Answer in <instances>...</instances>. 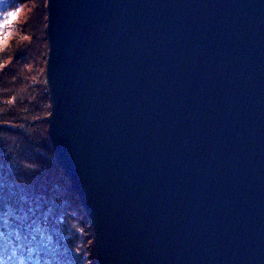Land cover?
<instances>
[{"label": "water", "instance_id": "95a60500", "mask_svg": "<svg viewBox=\"0 0 264 264\" xmlns=\"http://www.w3.org/2000/svg\"><path fill=\"white\" fill-rule=\"evenodd\" d=\"M47 131L96 264H264V0H46Z\"/></svg>", "mask_w": 264, "mask_h": 264}, {"label": "trees", "instance_id": "16d2710c", "mask_svg": "<svg viewBox=\"0 0 264 264\" xmlns=\"http://www.w3.org/2000/svg\"><path fill=\"white\" fill-rule=\"evenodd\" d=\"M40 3L37 17L29 22L30 28L33 29V40L29 43L21 41L16 43L18 45L11 46L6 57L0 54V236L4 235L6 241L10 240L6 232L20 230V226L24 229L28 224L33 225L46 203L55 202L58 205L63 202L62 205H53L52 208L53 213H58L57 207L62 211L60 216H66L64 224L57 222L60 224L55 233L61 236L59 240H62V247L65 249L62 256L65 258L57 256L55 252L53 256L56 255L60 264H78L75 260L80 259L79 253L83 251L81 245L85 246V243L89 250L87 256L92 261L95 260L90 228L76 194L69 188V181L56 164L55 152L49 141L47 115L50 101L45 76L37 75L36 72L32 74L27 68L29 61L26 54L32 59H42L43 62L46 59L47 39L43 36L46 2L40 0ZM1 4L9 5V2L4 0ZM39 32H42V37L38 45L36 38ZM8 56L11 60L5 63ZM58 185L62 186V190L64 188L63 192L57 188ZM64 198H67L65 204ZM27 213L28 216L25 215ZM24 216L27 218H22ZM48 216L51 217V214ZM65 231L73 233L70 236ZM79 232L85 239L84 244L78 243L81 240H77ZM10 237L15 236L13 234ZM13 240L18 251L20 249L28 259L33 258L30 253L24 252L26 248L21 245L20 237L16 235ZM24 243L27 245L25 240ZM20 246L23 249L19 248ZM31 247L37 249L32 244ZM71 249L72 251H69ZM38 250L39 254L41 251L44 253L39 256H49L50 252L45 247L41 246ZM5 256L8 257L6 254ZM70 260L73 263L69 262ZM0 264L19 263L14 258L0 255Z\"/></svg>", "mask_w": 264, "mask_h": 264}, {"label": "rangeland", "instance_id": "374dc122", "mask_svg": "<svg viewBox=\"0 0 264 264\" xmlns=\"http://www.w3.org/2000/svg\"><path fill=\"white\" fill-rule=\"evenodd\" d=\"M2 1L4 0H0V54H3L2 56L6 57L11 49V46L18 45L16 43H19L21 41H26L29 43L30 40H33L31 36V34L33 33L32 32L33 29L30 28L29 22L30 20L34 19L35 16L37 17L38 10L40 7L39 4L41 3H40V0H8L9 5L4 4L5 6L4 5L2 6L1 4ZM12 13H15L14 18L10 15ZM43 36H45V39H46L45 28H44ZM37 37L38 38H36V41H38V45H39V39L40 37H42V32L37 33ZM26 55H27L26 58L29 61V64H27V68L29 69V71L32 72V74H35L36 72L37 75L42 74L43 76H45L46 59L43 62L42 59L36 60V59H32L28 54ZM46 55H47V51H46ZM10 60H11V57L8 56L7 59L5 60V63H8ZM49 112H50V106H49ZM57 188L59 190H62V186L60 185H58ZM63 191H64V188L62 192ZM66 200L67 198H64V204ZM62 204L63 202H60L58 205L55 202L46 203L45 205L46 207H44L43 210L38 214V216H36V220L34 221L33 225L28 224L26 227H24V229H22L23 227L20 226V230L15 229L13 231L11 230L9 232H6L7 234L6 236L9 235L10 240L8 239V241H6V237L4 235H1L0 237L2 238L0 240V250L2 254L0 255L5 258H8V257L11 259L14 258V260H16L19 264H53V263L60 264L56 260L57 259L56 255L53 256V252H55L57 256L59 255V257L60 256L63 257L64 255L62 256V254L65 252V249L62 247L63 245L62 240H59L61 237L59 236L60 234L55 235V233H57L56 230L59 229L58 225L60 224V223L57 224V222H61V224H64V219L66 218V216L64 217L60 216V214H62V211L58 209L57 207L56 209L58 210V213L56 214L53 213L52 206L53 205L59 206ZM48 214H51V217H49ZM25 215L28 216V213ZM22 218H27V217L24 216ZM87 222H88V218H87ZM88 227H89V222H88ZM89 231L91 233L90 239L92 240L91 229ZM65 232L68 233L70 236L73 233V231H70V232L65 231ZM13 234L15 237L11 238L10 236H13ZM16 235L21 238V243H22L21 245L24 246L23 248H26V250L24 249V252L30 253L33 256L32 258L33 260L31 258L28 259L27 257H25L20 249L19 251L17 250L15 240H13L14 238H16ZM24 240L27 242V245L24 243ZM77 240L78 241L80 240L78 243L82 242V244H84L83 241H85V239L84 237H82L81 232H79V237ZM87 241L89 242V240ZM6 243L11 244V246L8 247ZM31 244L33 246H36L37 249H32ZM41 246L48 249V251L50 252L49 256H42V257L39 256V255H44L42 251L39 254L40 250L38 249ZM52 246H54V248ZM81 247L83 248L82 253H79V251L76 249L78 253L80 254L79 255L80 259L78 261L75 260V262L78 264L79 263L96 264L95 260L92 261V259H89V257L87 256L88 249H87L86 243H85V246L81 245ZM19 248L23 249L21 246ZM5 251H7V253ZM69 251H72V249ZM5 254L8 257H6ZM93 257L95 258V256ZM64 258L65 257H63V259ZM69 262L73 263L72 260H70ZM1 263H3V261Z\"/></svg>", "mask_w": 264, "mask_h": 264}, {"label": "snow or ice", "instance_id": "6c2138e0", "mask_svg": "<svg viewBox=\"0 0 264 264\" xmlns=\"http://www.w3.org/2000/svg\"><path fill=\"white\" fill-rule=\"evenodd\" d=\"M13 18L15 17V13L10 14Z\"/></svg>", "mask_w": 264, "mask_h": 264}]
</instances>
